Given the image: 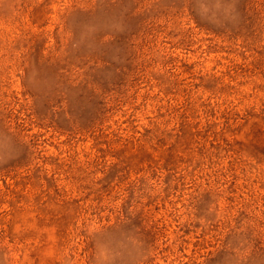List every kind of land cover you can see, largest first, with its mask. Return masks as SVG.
<instances>
[{"label": "rangeland", "instance_id": "374dc122", "mask_svg": "<svg viewBox=\"0 0 264 264\" xmlns=\"http://www.w3.org/2000/svg\"><path fill=\"white\" fill-rule=\"evenodd\" d=\"M0 264H264V0H0Z\"/></svg>", "mask_w": 264, "mask_h": 264}]
</instances>
